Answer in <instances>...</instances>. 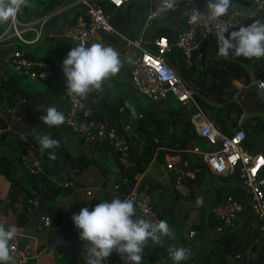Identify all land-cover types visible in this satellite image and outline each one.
I'll list each match as a JSON object with an SVG mask.
<instances>
[{
  "label": "crops",
  "instance_id": "obj_1",
  "mask_svg": "<svg viewBox=\"0 0 264 264\" xmlns=\"http://www.w3.org/2000/svg\"><path fill=\"white\" fill-rule=\"evenodd\" d=\"M69 1L70 0H60L59 2L65 4ZM205 3L206 1L201 2L200 7L206 8ZM147 7L148 0H146V5L143 7L145 8L144 12L146 15ZM179 7L180 6L177 5L176 11L174 12H169L166 15H159L158 20L153 23L151 28L143 31V38L147 41L152 40L154 37H156L152 36L153 33L162 28L168 29L169 32H167L166 35L175 38L176 33L183 28L184 11L182 9V13H180L178 9ZM28 8L29 6L24 8L19 13V18L21 20H26L31 17L42 15V12H37L32 9L30 16H26L28 13ZM49 11L50 12L48 13H51L54 10L51 11V9H49ZM177 11H179L178 15ZM156 13H158V11ZM146 15L144 18H146ZM56 17L57 21H51V23H48V26L53 27L59 24L58 27H60V21H69L72 17L71 8L64 10L59 15H56ZM144 20L141 22L134 17L132 26L127 30V35H136L135 33L137 32L135 30L137 29L138 32L140 31ZM4 25L5 24L0 25V28H2ZM147 31H149L148 34ZM26 36H30V34L26 33ZM52 40L54 41V43L52 42ZM60 42L43 34L39 39L30 43H19L13 41L10 46L0 44V125L3 129L2 134L0 135V156H5L7 158L10 173L14 177H16L19 182L27 185L28 187L30 186V183L28 181V178L26 177L27 173L23 170L22 164L19 161V145L23 143L20 137L24 136V133L18 131V129L30 125V118L35 110L45 111L47 107H56L58 110L62 109L64 105L62 86L65 81V77L63 76L61 66L62 61L65 58L53 57L54 59H56L55 61L58 63V66L54 69V75L50 79L49 83L46 80H33L24 74L13 71L7 65L5 58L11 52L13 46L18 45L21 49L25 50L30 55L47 60L52 58L48 55V50H57L59 47H61ZM97 42L103 43L106 46H111L116 49L120 53L123 66L120 73H118L111 80L105 82V85L101 91H94L88 95L87 99L85 100V109L87 110L89 116L97 121L119 127L123 126L124 124H128L134 129L133 132L135 134H138L136 130L138 121L137 117L136 115L132 114V111L127 105L130 104L131 98L139 96L137 95L131 83V63L127 62L128 57L124 53L123 42L118 36L112 34L101 35L97 33L90 38L88 44L90 45ZM64 47H66V45ZM217 51L218 46L216 40H205L203 43L202 58L198 59L196 57H193L190 64L185 63L186 65H190V67H194V70L189 74V78L199 79L205 77L209 79V76L205 74V68L208 65H212L215 62L221 60L222 56L218 55ZM173 66L177 71H179L175 65ZM250 74L254 75V80L257 83L258 79L256 78V74L254 72H251ZM29 80L32 81V84L29 82ZM236 81L238 80H233V84L239 90L238 85H236L235 83ZM35 83L41 87V91H37V89L33 85ZM241 84L247 85L248 82H241ZM13 85L16 88L21 89L24 98L20 100L19 104L13 106L15 108V111L13 113H10V108H6L4 105V96L6 90L5 88L7 86L10 87ZM188 85L190 84L188 83ZM234 95L232 100H235L241 108V113L237 119V125L244 113H247L248 116L242 123L241 127L243 128L249 127V125L254 122L253 116L264 115V100L255 91H249L243 97L237 99L234 98ZM172 99L175 100L173 95H171V97L167 96L163 101L155 102V104H153V107L157 106L156 108L158 109V112L155 114V121L150 127H152V129L154 128L153 131L156 132V136H158V139L162 140V146H159L158 149H165L166 153H164V155L162 156V160H159L158 157L154 154L152 159L146 165L143 173L139 176L138 180L140 181L141 178H145L148 182H159L168 186V189L165 190H151L148 198L159 211H165L168 208H172L171 213L165 212L163 213L162 217L163 219H166L168 221L170 227L173 229L175 233V239L166 238L162 242L161 246L153 245L151 242H149V245L145 249L144 254L149 255L162 250L168 251L169 247L175 246L185 247L191 250L190 258L187 261L182 262V264H249L254 260H252L251 257H247L246 254H255V252H253L251 248V245H248L249 248H247L248 246L245 248L242 247L240 251H237L234 254L225 255V262H223L221 258L219 259L218 256L209 254V251L212 248L217 247V243L221 244L222 242L223 245H228L230 240L225 239L230 238L229 236H231V234L236 235L239 233L238 230H229L223 233L224 236L221 242H216L214 240L215 235H213L212 227L208 222V216L210 217V207L212 202L215 201V199L221 194L225 193L223 191L224 187H226L225 189H229L226 192L231 191L230 188H227L230 187L229 183H217L216 189L214 190V183L212 180H210L200 185L199 187H196L194 189L191 188V196L187 199L179 198L173 190L172 176L174 175V173L172 170L166 168V160L169 158V156H174L177 160L178 165L183 167V161L187 162V160L183 159L182 157L183 153L193 154L191 152H188L187 150H190L193 147L205 149L207 148V146L205 145L203 140L199 139L197 135H195L196 139L191 138L192 134L187 140L188 142L192 141V144H188L186 148L175 150L174 154H171V152H173L172 150H174L171 146H173L174 144L167 146L163 144V141H174L169 138L170 130L174 127L178 135L183 133L182 126L186 120L188 113L191 111V109H193V106L190 102H187L182 106L181 104L177 103L176 110L179 111V114L175 113L173 115V118L176 121L173 124L175 126L171 128V124L165 125V123H168V119L172 118L170 114L175 110H170L171 108L169 106V103ZM137 111H140L139 108L135 109V113H137ZM165 111L168 112L166 113ZM166 127L167 131H165ZM57 128L65 143L73 152H85L110 164V171L106 177L101 176L97 167L94 166L96 169L90 171L88 175H85L83 184H81L80 180L77 179V182L82 185L81 188L87 187L86 195L90 196H82L81 198L78 195L76 196L78 210L80 211V209L84 207H88L89 210H91L97 204V198L102 183L106 184V187H112L113 185H118L122 180L118 173L111 167V164L114 163L111 152L108 149H104L94 153L90 147L78 143L75 140L74 136L66 129L59 126H57ZM187 135H189V133ZM29 147H32L36 151L35 147H33L32 144H30ZM262 153L264 154V152ZM117 162L122 164L118 160ZM128 162L129 157L125 164H127ZM53 174H55L54 177L59 181L64 179V177H62L63 173L61 174L59 172H55ZM261 174L264 175V168H262ZM2 176H4V174L0 169V178ZM86 182L92 185H85ZM90 187H93L95 191L91 192L89 190ZM31 188L34 189L35 187ZM11 189L12 188L9 184V181L6 178V181H4L2 185H0V223H4L5 225H15L18 229V235L14 241L20 244H27L32 251L36 253L38 252L37 257L31 260V264H70V260H68L65 255V248L58 247L52 249L46 247L44 238H41L42 236L39 229V215H48L51 219V223L54 222V224H56L55 226H51L50 224V228L57 227L64 218L71 216L72 198L75 195H73L72 193L69 196L56 200L55 203L56 205H58V209L62 213L61 214L59 212L58 215H63L62 218L57 219L58 216L52 218L51 214L44 212L43 206L33 207L27 202V200L34 195L25 194L18 191V195L15 196L14 200H11L8 196ZM87 191H89V194L87 193ZM198 197L201 198L202 205L197 204ZM83 200H88L87 204L84 206L82 205ZM51 202L52 201H50L49 203ZM200 212L204 214V220L207 221L206 224L201 225ZM194 224L199 225L201 228L199 230L193 229L192 225ZM190 230L195 231V234L189 236L188 231ZM216 236H218V234ZM257 239L259 241H256V239H254L252 243H254L255 247L256 245H260L259 247H256V255L261 257L264 261V252L262 253L261 251L262 239L261 237H258ZM241 244H244L243 241ZM235 254H239V257L236 258ZM262 260L254 262L255 264H263ZM76 264L86 263H84L82 260H78ZM113 264H116V262L114 261Z\"/></svg>",
  "mask_w": 264,
  "mask_h": 264
},
{
  "label": "built area",
  "instance_id": "obj_2",
  "mask_svg": "<svg viewBox=\"0 0 264 264\" xmlns=\"http://www.w3.org/2000/svg\"><path fill=\"white\" fill-rule=\"evenodd\" d=\"M114 9L123 6L128 0H106ZM259 14V20L264 22V0H250ZM85 6V11L76 15L69 21H60V27L48 26L52 16L59 15L64 10L72 8L76 4ZM156 8L159 0H153ZM148 0L147 15L142 25V30L130 38L110 23L111 12H104L96 0H70L58 5L51 13L21 20L18 16L0 28V44L10 46L13 41L30 43L39 39L43 34L57 41L71 42L73 45L81 41H88L102 29L105 34L118 36L124 45V53L132 59L130 79L137 94L148 98L152 102L166 99L168 94L181 104L190 102L194 111L189 115V123L193 132L204 140L206 150L193 147L188 152L196 154L213 174L231 175L238 173L237 185H230L231 191L221 194L212 202L210 207V224L212 231L217 234L232 230L243 215L251 214L259 223V237H264V154L262 152L251 153L243 145L246 131L243 127L235 128L232 133L226 134L216 126L198 105L193 97V90L182 78L176 68L167 60L166 54L172 46L179 48L184 56L186 64H190L193 57L202 58L203 43L205 40H216L214 29L218 23L245 25V17L242 13L230 12L220 21L211 22L206 8H199L197 0H177L178 6H183V28L179 30L170 43L165 35H159L147 41L143 38V29L148 27L150 19L156 14V9H151ZM197 9L201 12L196 23L185 15L186 11ZM29 33L30 36H26ZM7 65L15 72L24 74L33 80H44L54 74L58 63L52 59L34 57L21 49L18 45L13 46L6 56ZM260 89H264V82L257 80ZM64 105L62 111L66 117L65 122L59 127L67 129L75 140L87 147L94 153L104 149H110L117 154V159L122 164L129 157L130 143L143 137V134H135L134 129L128 124L123 126L108 125L91 118L85 109V100L74 97L66 89V79L62 86ZM15 111L10 108V113ZM139 116H141L139 114ZM3 129L0 125V135ZM165 148V146H164ZM23 170L33 176H44L59 185H71V182L57 180L53 173L46 172L42 154L28 147L20 154ZM166 168L174 173L173 190L179 198L187 199L191 196V189L184 177L193 178L194 171L186 169L187 162L183 161V167L179 166L174 156L166 160ZM118 185H113L117 188ZM89 193V191H87ZM148 197V196H147ZM131 199L137 209L136 218L158 222L163 217L150 199L142 198L141 191L136 185L126 193L122 199ZM33 207H38V199L34 196L27 200ZM39 229L44 233L50 229L51 219L48 215H39ZM195 231H188L192 236ZM258 238V237H257ZM256 238V241H259ZM86 242H84V247ZM161 246V245H158ZM12 264H31V260L37 257L38 252L32 251L27 244L11 242ZM116 253V252H113ZM238 258L239 254H235ZM104 264H109V257Z\"/></svg>",
  "mask_w": 264,
  "mask_h": 264
},
{
  "label": "trees",
  "instance_id": "obj_3",
  "mask_svg": "<svg viewBox=\"0 0 264 264\" xmlns=\"http://www.w3.org/2000/svg\"><path fill=\"white\" fill-rule=\"evenodd\" d=\"M60 0H55V2L59 5ZM206 0H197V6L200 7L201 2H205ZM234 2H238L240 4L251 6L250 0H233ZM96 2L102 7L104 12H111L110 23L113 27L118 30L120 33L129 36L130 38H134L136 35H127V30L133 24V17L131 8L133 6V2L128 0L123 6L119 8H115L108 3L106 0H96ZM253 7L250 10V14L245 17V25L250 24L253 20H259V14L253 13ZM45 8L43 9V12ZM85 11V6L78 3L71 8V13L73 19L79 13ZM50 12V11H49ZM48 13V12H47ZM46 14V13H45ZM43 15V14H42ZM145 31V30H144ZM169 32L167 28H162L152 36L165 35L170 43H173L174 38L166 35ZM149 31H147V34ZM167 60L175 65L178 68L179 74L182 76L186 82L190 84V87L193 90V97L198 105L205 111V113L209 116L211 120H213L214 124L222 129V131L226 134L232 133V131L239 127L237 125V119L241 113V108L235 100H232L233 95L238 91L237 87L233 84V80L241 81L242 83L248 82V77L251 72L256 74V78L264 82V58H244V57H230L225 59L221 58L220 61L215 62L212 65H208L205 68V74L209 76L207 78H199V79H190L189 74L194 70V67H190V65H186L184 61V56L181 50L175 46H172L170 51L166 54ZM54 75V74H53ZM50 76L44 80L48 83L50 79L53 77ZM43 81V80H42ZM5 96H4V105L6 108H11L20 103V100L23 97L22 91L19 88H16L14 85L5 88ZM264 91V89H263ZM175 101L180 104L176 99ZM193 106V105H192ZM148 114H142L141 111H137L135 113L137 117V127L136 130L138 134H143V137L136 141V145L134 149H130L129 153V162L125 165L117 162V154L111 152L112 158L116 165L118 166V170L121 174V181L119 182L117 188L106 187V184L102 183L100 186L97 204L102 201H111L113 198L122 199L123 196L128 193L134 185H136L138 190H142L144 187L147 188V196L151 190L154 189H168V186L159 183V182H148L147 179L141 178L138 180L139 176L143 173L146 165L152 159L154 154L158 157L159 160H162V156L166 153L165 149H158L159 146H162V140L158 139L156 136V132L153 131L152 127H150L154 121V115L150 110H148ZM191 111L188 113L186 120L182 126L183 133L178 135L175 131V119L173 118L175 113L179 114V111L176 109L173 113L170 114L172 117L168 119V123L171 129L169 138L172 140L178 139L192 132L191 138H195V133L189 123V115ZM141 113L139 116L138 114ZM44 110H35L30 118V125L18 129V131L24 133V136L27 140H22V144L19 145L20 154L24 152L30 144L39 152V144L35 140V136L37 134H49L53 139L60 141V146L58 149H55V159L49 158V150L45 152H41L42 154V162L46 172L50 173H63L62 177H64L65 168H68L70 176L77 182V178L88 168L89 166H95L99 170L101 176L106 177L110 171V164L105 162L104 160H100L97 157H93L85 152H73L68 145L65 143L64 139L60 135L57 126L56 127H48L40 120V116L45 115ZM254 122L246 128V137L244 139L243 145L247 150H250V141L258 134L259 131H264V115L261 116H253ZM171 122V123H170ZM5 123V121H4ZM2 134V133H1ZM188 145V141L183 142L178 145L171 146L174 150L171 154L175 153V150L186 148ZM183 159L187 160V168L189 170L194 171V177H184V180L188 183L191 188L199 187L200 185L212 180L214 183V190L216 189V184L220 183H229L231 186L236 185V190H239L238 182V173L234 172L231 175H223V174H213L211 173L203 161L197 156L193 154L183 153ZM20 158V155H19ZM21 162V159L19 160ZM7 158L5 156H0V169L3 172L4 176L8 179L9 184L11 186V191L9 193V198L14 200L15 196L18 195L19 192H23L25 194L34 195L38 199V207H42L44 204L49 203L50 201H54L56 199H60L72 194L76 188L81 187L82 185L77 182V185L72 183L71 185H59L55 182L49 181L44 176H33L27 174L28 181L30 186L22 184L18 181L16 177H14L9 171ZM22 164V163H21ZM175 176H172V181H174ZM39 184V186H38ZM31 187H35L32 189ZM223 191L226 192L229 189H225ZM230 188V187H227ZM192 190V189H191ZM158 210V209H157ZM159 211V210H158ZM161 215L163 213H171L172 208H168L165 211H159ZM201 215V225L206 224V220H204V214L200 212ZM209 222V221H208ZM56 224L51 223V226H55ZM193 229L199 230L201 227L199 225H192ZM234 230H238V234H231L230 238H226L225 240H230L228 245H223L221 240H223V233L215 235L214 240L220 241V243L216 244V248H212L209 254L213 256H218V258L225 262V255L234 254L237 251H240L242 247H247L251 245L253 250L254 243L253 240L259 237V223L251 214H246L241 217V219L237 222ZM232 229V230H233ZM262 239V253L264 252V237ZM243 241L244 244H241ZM243 248V249H244ZM66 257L70 260V264H76L78 260L83 259L84 263H86L85 258L80 255H71L67 251ZM110 264H113L114 261L117 264H130L127 260L124 263V257L120 256L117 253H112L110 256ZM142 264H173V261L169 257L168 251H159L153 254L143 256ZM249 264H255V262H250Z\"/></svg>",
  "mask_w": 264,
  "mask_h": 264
},
{
  "label": "clouds",
  "instance_id": "obj_4",
  "mask_svg": "<svg viewBox=\"0 0 264 264\" xmlns=\"http://www.w3.org/2000/svg\"><path fill=\"white\" fill-rule=\"evenodd\" d=\"M29 4L30 0H0V25L15 19ZM176 6L177 0H159L156 11L160 15H166L176 11ZM205 6L211 22L220 21L234 7L233 0H206ZM200 14L195 8L185 12L193 23L198 21ZM213 32L218 46L217 54L225 59L241 56L248 59L264 58V22L253 20L248 25L220 22ZM127 62L133 61L129 57ZM122 66L120 53L113 47L100 42L89 45L87 41H81L67 53L61 67L69 94L86 99L90 93L101 91L105 82L120 73ZM127 106L135 115L134 107L130 104ZM45 112L40 120L48 127L60 126L65 122L64 113L56 107H47ZM20 139L27 140L25 136ZM35 140L42 153L49 150V158H56L54 150L59 148L60 141L49 134H37ZM197 204L202 205L199 197ZM136 214L135 202L127 198L105 200L96 204L91 211L84 207L78 214H73L71 220L79 230V239L86 242V264H104L113 252L126 257L130 264H142L149 242L162 245L166 238L175 239V233L166 219L151 222L136 218ZM17 235L15 225L0 223V264H12L11 242ZM168 254L173 264H182L190 258L191 250L174 246L169 247Z\"/></svg>",
  "mask_w": 264,
  "mask_h": 264
},
{
  "label": "rangeland",
  "instance_id": "obj_5",
  "mask_svg": "<svg viewBox=\"0 0 264 264\" xmlns=\"http://www.w3.org/2000/svg\"><path fill=\"white\" fill-rule=\"evenodd\" d=\"M131 1L133 2V6L131 8L132 17L133 18L135 17V18H137L138 20H140L142 22L145 19L144 17L146 15L145 12H144L145 11V8H143L146 5V0H131ZM252 7H253V9H252L253 10V13H256L257 12L256 11V8L251 4L250 9ZM44 8H45V11L43 13V9ZM57 8H58V4L55 2V0H30L29 8H28V11H27L28 13H27L26 16H30V13L32 12V9L35 10V11H37V12H42V14H45V13L49 12V9H51V11H52V10H55ZM178 9H179L180 13H182L183 6L181 5ZM179 11H177L178 12L177 15L179 14ZM159 15L160 14L156 13L154 15V17L152 19H150V21L148 23V27L144 28L143 31L151 28V26L153 25V23L158 20ZM32 18H35V17H31L29 19H32ZM51 21H57V17L56 16H52L50 18V20H49L48 23H51ZM55 26L58 27L59 24H57ZM135 31L138 33L137 29ZM137 33H135V34H137ZM112 35H114V34H112ZM52 42L54 43L53 40H52ZM60 43H61V47H59L57 50H48V52H49L48 55L50 57H52L50 59L56 60L53 57H55V58H57V57L66 58L67 53L75 46L71 42H68V41H66V42L61 41ZM64 44L66 45V47H64L65 46ZM39 54H40V52H39ZM29 82L32 84V81L31 80H29ZM33 85L35 86V88L37 89V91H41V87L38 84L35 83ZM137 95L139 97H133V98L130 99V104L135 109L136 108H139V110L141 111L142 114H146V113L148 114V112H149L148 110H150V112H152L153 115L155 116V114L158 112V109L156 108L157 106L156 107H153L154 106L153 104H155V102H151V101L146 100L142 95H139V94H137ZM168 96L171 97V94H168ZM169 106L171 108L170 110L172 111V110L176 109L177 102L174 99H172L171 102L169 103ZM165 112L167 113L168 111H165ZM244 129L246 130V127ZM165 131H167V127L165 128ZM194 139H196V138H194ZM263 139H264V131L261 130L250 141V145H249L250 146L249 147L250 150H248V151L249 152H252V153H255V152H264ZM188 144L191 145L192 144V141L188 142ZM203 150H206V148L203 149ZM95 169L96 168L94 166H89L77 179L80 180L81 184H83L85 175H88V173L90 171L95 170ZM53 175L55 176V174H53ZM4 181H6V178L4 176H2L0 178V185H2L4 183ZM85 185H88L89 186V185H92V184H88L86 182ZM86 188L87 187H85V188H83V187L82 188L81 187L77 188L73 192V195H75V196L78 195L80 198L82 196L90 197L89 195H86ZM89 190L91 192H94L95 191L93 189V187H90ZM56 200H58V199H56ZM56 200L52 201L51 203L44 204L43 205V211L46 212V213L51 214L52 215V218H55L56 216H58L57 217V219H58V218H62L63 215L62 216L61 215H58V213L59 212L61 213V211L58 209L59 207L55 203ZM87 201L88 200H83L82 201V205L83 206L86 205L87 204ZM80 207H81V205H80ZM208 220H209V223H210L209 216H208ZM53 224H54V222H53ZM40 233H41V236H42L41 238H44V232L43 231H40ZM259 246L260 245H256V247H259ZM253 247H254L253 248V252H255V254H251V253L249 254V253H247L246 254L247 257H251L252 260H254L255 262L262 260L261 257H259L258 255H256V252H257L256 247L255 246H253ZM62 248H64V247H62ZM247 248H249V246ZM52 249H55V248H52ZM65 251H67L66 248H65ZM65 255H66V253H65ZM124 259H125V262L124 263H126L127 262L126 257H124ZM81 260L83 261V259H81ZM262 263L264 264V261L263 260H262ZM116 264H117V262H116Z\"/></svg>",
  "mask_w": 264,
  "mask_h": 264
},
{
  "label": "water",
  "instance_id": "obj_6",
  "mask_svg": "<svg viewBox=\"0 0 264 264\" xmlns=\"http://www.w3.org/2000/svg\"><path fill=\"white\" fill-rule=\"evenodd\" d=\"M150 2L152 4L151 9L155 10L156 5L153 3V0H150ZM233 5H234V7L232 8V10L230 12L242 13V14H246V15L250 14V10H251L250 6H246V5L240 4L238 2H234V1H233ZM141 30H142V27H141ZM97 33H99L101 35L105 34V32L102 29H99L97 31ZM235 83H236V85H238L239 90L235 93L234 98L237 99V98L243 97L249 91H255L264 100V91H263V89H260L259 87H257L258 85H257L256 81L254 80L253 74H249L247 85H242L240 81H236ZM144 98L146 100H149L146 97H144ZM182 105L183 104H181V106ZM247 116H248L247 113H244L242 115V117L238 123V126H242V123ZM191 134H192V132H190L189 135H187L183 138H180V139H176L174 141H170V140L163 141V144L165 146L172 145V144H174V145L181 144V143L187 141L190 138ZM199 139L203 140L202 138H199ZM131 147H132V150L135 147L133 141L131 142ZM111 167L121 177V174H120L118 167H117L115 162L111 164ZM64 181L71 182V183H74L75 185H77V182L70 176L67 167L65 168ZM146 192H147V188L144 187L141 190V195H142L143 199L148 200L149 198L147 197ZM78 213H79V210H78L77 198H76V196H73L71 216L73 214H78ZM71 216L64 218L62 220V222L57 227H53V228L48 229L44 233V242H45L46 247H48V248L64 247V248H66V250L69 254L80 255L83 258H85L84 257L85 256L84 241H81L79 239V230L74 226V224L71 220Z\"/></svg>",
  "mask_w": 264,
  "mask_h": 264
}]
</instances>
